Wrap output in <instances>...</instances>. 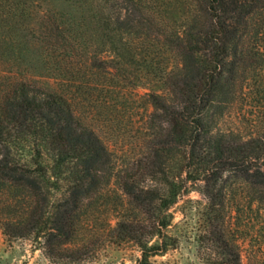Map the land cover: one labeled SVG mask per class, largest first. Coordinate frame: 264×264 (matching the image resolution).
<instances>
[{"label": "trees", "instance_id": "obj_1", "mask_svg": "<svg viewBox=\"0 0 264 264\" xmlns=\"http://www.w3.org/2000/svg\"><path fill=\"white\" fill-rule=\"evenodd\" d=\"M102 53L119 58L113 67L120 71L134 64L166 93L150 95L147 153L136 161L141 171L124 174L120 185L141 207L154 205L156 221L148 228L119 219L115 238L133 241L141 253L135 264H149L175 245L162 214L187 182L202 183L204 235L227 264H239V246L227 240L225 225L244 211L240 199L228 205L227 188L239 182L248 208L260 215L264 128L247 138L213 133L206 116L212 105L225 103L221 96L233 99L264 69V0H0L3 234L20 238L35 231L39 237L46 230L54 241L69 240L83 200L110 175L106 146L75 107V93H86L93 76L88 69ZM78 64L87 69L73 78ZM37 68L65 89L40 85L32 73ZM74 83L80 84L72 90ZM137 176L159 179L163 188L143 191Z\"/></svg>", "mask_w": 264, "mask_h": 264}, {"label": "rangeland", "instance_id": "obj_2", "mask_svg": "<svg viewBox=\"0 0 264 264\" xmlns=\"http://www.w3.org/2000/svg\"><path fill=\"white\" fill-rule=\"evenodd\" d=\"M51 5L60 7L56 2ZM23 43L34 44L27 39ZM118 59L112 53L100 54L97 59L100 63L88 69L93 76L89 78L86 93H75L76 115L93 126L109 152L110 175H105L92 197L83 200L82 207L76 212L75 233L69 240L54 241L46 230L39 237H36L35 231L26 237H5L1 221L8 217L0 214V264H135L141 257L133 241L118 242L113 230L119 219L144 224L148 228L156 221L154 205L149 202L148 207H141L133 196H126L120 185L124 174L141 171L136 161L144 155L143 151L147 153L144 139L150 133L153 111L150 95L166 93L160 81L144 80L145 76L130 62L125 71L114 68L113 65L119 63ZM82 66L78 64L71 69L73 78L87 69ZM32 73L40 85L65 89L63 82L54 81L45 70L37 68ZM74 84L72 90L80 83ZM220 100L225 103L212 105L206 116L213 133L238 134L247 138L262 130L264 69L233 99L221 96ZM164 169L168 173L172 170L169 166H164ZM176 171L180 173L182 170ZM182 176L184 178V173ZM135 180H139L138 186L143 191L163 188L159 179H140L137 176ZM201 184L187 182L177 201L162 214L161 217L166 216L170 220L164 233L175 245L165 253L150 258L149 264H227L220 248L207 240V234L206 237L204 235L206 226L201 213L207 199ZM238 184L228 186L227 203L235 206L240 199L244 212L238 218L227 215V240L239 246V264H264V205L259 207L260 215L251 211L247 205L248 198L243 197V186ZM49 226L46 224V227ZM155 241L156 238L152 239L150 244Z\"/></svg>", "mask_w": 264, "mask_h": 264}]
</instances>
